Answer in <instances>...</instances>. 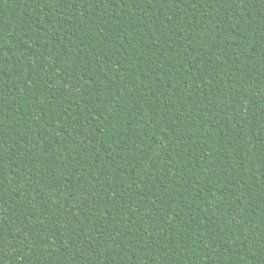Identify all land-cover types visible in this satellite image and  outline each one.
<instances>
[{"label":"trees","instance_id":"obj_1","mask_svg":"<svg viewBox=\"0 0 264 264\" xmlns=\"http://www.w3.org/2000/svg\"><path fill=\"white\" fill-rule=\"evenodd\" d=\"M0 264H264V0H0Z\"/></svg>","mask_w":264,"mask_h":264}]
</instances>
